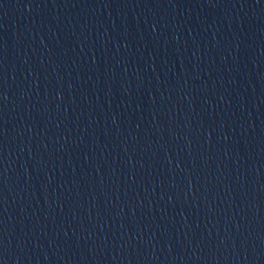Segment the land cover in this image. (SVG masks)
Instances as JSON below:
<instances>
[{
    "label": "water",
    "instance_id": "water-1",
    "mask_svg": "<svg viewBox=\"0 0 264 264\" xmlns=\"http://www.w3.org/2000/svg\"><path fill=\"white\" fill-rule=\"evenodd\" d=\"M0 264H264V0H0Z\"/></svg>",
    "mask_w": 264,
    "mask_h": 264
}]
</instances>
